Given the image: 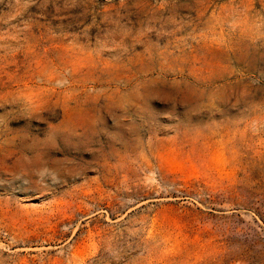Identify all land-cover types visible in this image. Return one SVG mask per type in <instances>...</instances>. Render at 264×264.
<instances>
[{
    "label": "rangeland",
    "instance_id": "rangeland-1",
    "mask_svg": "<svg viewBox=\"0 0 264 264\" xmlns=\"http://www.w3.org/2000/svg\"><path fill=\"white\" fill-rule=\"evenodd\" d=\"M0 264H264V0H0Z\"/></svg>",
    "mask_w": 264,
    "mask_h": 264
}]
</instances>
